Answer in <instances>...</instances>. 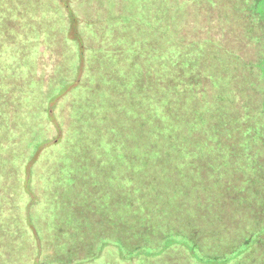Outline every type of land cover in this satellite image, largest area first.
<instances>
[{
  "label": "trees",
  "instance_id": "trees-1",
  "mask_svg": "<svg viewBox=\"0 0 264 264\" xmlns=\"http://www.w3.org/2000/svg\"><path fill=\"white\" fill-rule=\"evenodd\" d=\"M88 1L0 0V264H173L172 250L187 264H264V116L241 69L259 36L250 0ZM96 5L82 53L67 10L88 22Z\"/></svg>",
  "mask_w": 264,
  "mask_h": 264
},
{
  "label": "rangeland",
  "instance_id": "rangeland-1",
  "mask_svg": "<svg viewBox=\"0 0 264 264\" xmlns=\"http://www.w3.org/2000/svg\"><path fill=\"white\" fill-rule=\"evenodd\" d=\"M90 4L92 2V0H89L88 1ZM100 2H104V0H100ZM92 4H95V1H93ZM67 5V3H66ZM135 9L137 11L140 10V5L139 4H136L134 5ZM94 9H95V12L98 13L97 15H95L94 17H90V19L88 20V22H82L80 21L72 12L71 10H67L68 11V14H69V18L72 22V24L70 23V31H69V35H70V41L69 43L67 42V45H71L73 46V44H76L77 46L79 45V48L82 49L81 52L83 53V46L82 44L80 43L81 42V37L78 33L79 29L82 30V25L84 27H91L93 26L95 23H97L98 21V18H102L100 14H102V8H101V5H96L94 6ZM242 10L244 11V19H245V24L246 25H249L252 24L253 25V28L257 29L259 31V36L257 37H254V38H250L249 42L252 43L251 45L248 46V50H247V55L244 59L242 60V64H241V69H242V72L244 74V77H245V84H244V89L248 92H252V91H256V96L255 97H252L251 96H248V98H250L249 100V105L248 106H251L253 109V116L257 119L260 120V118L262 117L261 116V113L263 114L264 116V32H263V29H261L260 27V21L264 23V0H250L249 3L247 4V2L243 1V7H242ZM78 14L80 16H84V13L83 11H80L78 12ZM99 16V17H98ZM123 17L126 18L128 24H132L133 21L135 22L136 24V21L137 20H134V18H131V17H128L126 16L125 14H122ZM140 18L139 20L142 19V14L140 13ZM137 24H139V26L141 27H147V22L146 20H141L140 22H138ZM255 44V45H254ZM81 46V47H80ZM247 48V46H246ZM245 52V50H244ZM245 56V54H244ZM82 63L80 61V65L79 67L77 66L76 63H73L72 64V72L73 73H76V78L77 76H81L82 73L81 71L83 72V69H84V66H82ZM232 66V65H230ZM252 78L255 80L252 81ZM103 83V82H102ZM53 93H48V96L51 97ZM252 98V99H251ZM52 99V101L50 102L49 104V101H48V110H49V113L51 112V109L53 107V96L50 98ZM247 100V99H246ZM52 103V104H51ZM47 108V103H44L42 105V110L46 109ZM250 122L252 123V121L250 120ZM261 144V143H260ZM33 147V148H32ZM31 147V151L30 153H32V158L33 159H36V157H38V154L39 153H35L36 149L35 147H37V144L35 143L34 145H32ZM261 152V155L262 157H264V151H260ZM27 159V156H22V157H19V159ZM37 160V159H36ZM34 165H29L26 169V181L24 184H26L27 188H26V192L27 194L29 195L30 198V204L28 205V200L26 201H22V207L23 208H28V211L27 212V216L26 218L29 219V225H28V234L31 235V232H34V236H30V241H31V244H32V247H33V250L32 251H29L27 253H25V255H22L23 258L26 257L27 259L29 260H33L35 259V253H36V250L37 248H34L35 247V243H36V240L37 238L39 239L40 238H43V236L40 234V232L37 230V225L35 223V221L32 219L35 218V215H36V210L38 208V203L37 201L38 200H35L37 199L36 197V193L34 192L33 190V177H34V168H33ZM103 170V169H102ZM117 170H119L117 168ZM108 172H105V171H102L100 173V175H102V180L105 182V184L108 185V187H114L113 182L111 181H108V180H105V177L108 175L107 174ZM233 189V188H232ZM225 212L227 213V215L231 217V219L233 220V222H235L237 219H240V218H243L242 220V224L243 226L247 227L249 225V223L251 222L249 220L252 219L253 220V216L251 218L250 216V213L248 212V210L246 209L244 211V214L241 213V212H238V209L236 207V205H233L231 204V202H228L226 205H225ZM261 213V212H260ZM91 214L92 216H94V213L91 211ZM260 217H262V215L260 214ZM248 218V219H247ZM94 224L91 223V219L89 217V222H87V224L89 223V231L90 233H93V231H95V229L98 228V230L94 233H97V232H100L101 229H99V227H102L103 225V222H99V217H96L94 219ZM250 221V222H249ZM119 228L116 229V233L118 232ZM107 231V230H105ZM104 231V232H105ZM259 230L256 228L253 235H254V238H256V236L259 234H257ZM107 233L109 234V232L107 231ZM257 234V235H256ZM34 237V238H33ZM98 236L95 235L94 236V239H97ZM50 246V244H49ZM49 248V247H48ZM39 249V248H38ZM42 259H45V257H41ZM170 260L167 262V263H173V264H187L184 260V257L182 258L181 254L179 255L178 252L176 250H172L171 252V256H170ZM48 259V257L46 258ZM164 261L165 260H162L160 261L158 264H164ZM34 264V263H33ZM37 264V263H35Z\"/></svg>",
  "mask_w": 264,
  "mask_h": 264
}]
</instances>
